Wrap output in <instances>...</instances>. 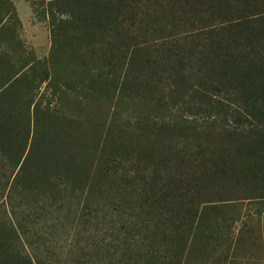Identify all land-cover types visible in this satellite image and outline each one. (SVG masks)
I'll return each instance as SVG.
<instances>
[{
  "label": "rangeland",
  "instance_id": "obj_1",
  "mask_svg": "<svg viewBox=\"0 0 264 264\" xmlns=\"http://www.w3.org/2000/svg\"><path fill=\"white\" fill-rule=\"evenodd\" d=\"M0 264H264V0H0Z\"/></svg>",
  "mask_w": 264,
  "mask_h": 264
}]
</instances>
